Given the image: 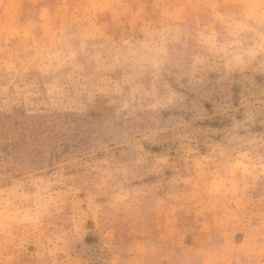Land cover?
I'll return each instance as SVG.
<instances>
[{
  "label": "rangeland",
  "instance_id": "obj_1",
  "mask_svg": "<svg viewBox=\"0 0 264 264\" xmlns=\"http://www.w3.org/2000/svg\"><path fill=\"white\" fill-rule=\"evenodd\" d=\"M0 264H264V0H0Z\"/></svg>",
  "mask_w": 264,
  "mask_h": 264
}]
</instances>
